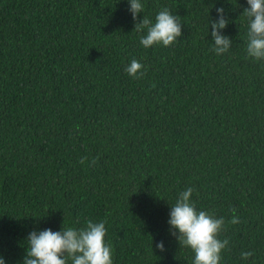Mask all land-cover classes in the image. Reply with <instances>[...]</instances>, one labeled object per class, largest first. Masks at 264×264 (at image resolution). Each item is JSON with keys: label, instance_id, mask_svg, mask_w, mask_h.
Masks as SVG:
<instances>
[{"label": "trees", "instance_id": "16d2710c", "mask_svg": "<svg viewBox=\"0 0 264 264\" xmlns=\"http://www.w3.org/2000/svg\"><path fill=\"white\" fill-rule=\"evenodd\" d=\"M141 3L134 22L129 0H0L5 264H23L30 232L88 220L107 221L113 264H193L167 223L189 187L198 211L224 217L219 264H264V60L246 51L247 0ZM221 7L232 44L217 55ZM164 8L182 35L143 47L134 24Z\"/></svg>", "mask_w": 264, "mask_h": 264}, {"label": "clouds", "instance_id": "9594fccd", "mask_svg": "<svg viewBox=\"0 0 264 264\" xmlns=\"http://www.w3.org/2000/svg\"><path fill=\"white\" fill-rule=\"evenodd\" d=\"M129 11L135 22L137 14L142 13L144 6L141 0H129ZM248 7L243 13L249 20L247 33V54L256 60H264V0H247ZM218 19L211 23V36L214 41L213 51L222 55L228 51L232 41L221 30L228 24L224 9H216ZM179 16L173 15L167 8L160 10L155 16V22L143 16L140 22L134 24V30L141 32L146 29V35L141 36L139 43L149 48L162 44L170 46L178 42L182 35ZM144 66L136 59L131 60L125 71L135 79L144 75ZM88 157H81L79 163L84 164ZM96 163V158L90 161ZM192 187L181 192L175 204L171 206L168 224L170 232L176 237L180 245L190 248L194 253L193 264H219L221 252L229 244L228 239H219L225 220L217 218L210 212L197 210L191 201ZM235 212V209L232 210ZM106 220L93 222L86 221V226L80 229L62 227L59 231L51 229L32 231L28 234L23 257V264H113V249L105 243L107 233ZM231 224L240 222L238 216H233ZM152 247V245H151ZM158 251L163 252L164 244L155 245ZM252 252L241 253V259H248ZM0 264H5L0 257Z\"/></svg>", "mask_w": 264, "mask_h": 264}]
</instances>
